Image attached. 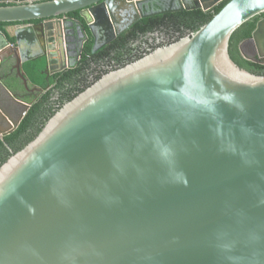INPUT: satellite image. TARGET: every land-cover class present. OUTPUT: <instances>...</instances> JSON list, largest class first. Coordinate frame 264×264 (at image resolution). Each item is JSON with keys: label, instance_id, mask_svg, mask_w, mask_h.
I'll use <instances>...</instances> for the list:
<instances>
[{"label": "water", "instance_id": "obj_1", "mask_svg": "<svg viewBox=\"0 0 264 264\" xmlns=\"http://www.w3.org/2000/svg\"><path fill=\"white\" fill-rule=\"evenodd\" d=\"M223 1L89 82L0 165V264H264V75L228 54L264 0H0V23L26 24L0 31V67L10 57L25 91L24 62L65 69L53 49L78 31L60 19L73 12L95 49L125 4L132 24ZM36 40L50 51L31 54ZM250 40L264 43V18ZM29 108L0 77V138Z\"/></svg>", "mask_w": 264, "mask_h": 264}, {"label": "trees", "instance_id": "obj_2", "mask_svg": "<svg viewBox=\"0 0 264 264\" xmlns=\"http://www.w3.org/2000/svg\"><path fill=\"white\" fill-rule=\"evenodd\" d=\"M227 1H223L209 11L202 10H190L176 12L167 15L166 21L162 23V20L157 22L160 26L161 33L165 35H173L181 33L182 31L196 32L200 27L209 22L212 17L226 4ZM1 6V5H0ZM264 16H256L249 21L241 25L230 37L228 43V54L230 59L239 68L246 70L256 75H264V65L253 63L243 57L240 52L239 45L244 40L250 39L251 35L256 27L257 22ZM77 18V16H75ZM146 27L148 23L143 22ZM5 23H0V30L3 29ZM148 28L146 27V30ZM12 41L11 39H9ZM92 46V40L90 39L85 46L86 55H90V49ZM5 70L2 69V73L9 72L8 65ZM46 60L43 57L26 61L22 64L21 71L27 81L29 89H36L32 94L25 91L19 78L15 76V72L10 75L9 79L3 84L6 88L18 99L30 105V108L18 128L8 136L0 138V165L4 163L11 154L21 150L29 141H31L40 131L45 122L67 101L72 99L75 94L71 92L76 91L77 82L76 77H79L80 69L66 70L62 73H58L54 76H48L45 73ZM8 77V76H7ZM40 90V91H37ZM38 117V118H37ZM35 118L37 121V128L33 136L26 142H21L22 136H24L34 123ZM18 142L19 145L15 148L14 143ZM12 149V151L10 150Z\"/></svg>", "mask_w": 264, "mask_h": 264}, {"label": "flooded vegetation", "instance_id": "obj_3", "mask_svg": "<svg viewBox=\"0 0 264 264\" xmlns=\"http://www.w3.org/2000/svg\"><path fill=\"white\" fill-rule=\"evenodd\" d=\"M126 5L129 4H125V6L122 7L123 11L120 12L121 17L119 16L120 21L117 29L119 34H115V37L111 41L108 40L109 42L106 41L107 38L98 40L95 49L93 47L94 40L91 37L90 32L84 25V22L80 17V12L77 11L62 16L60 19L64 20L66 24H74L78 21H80L81 24L79 25V27H77L78 31H76L74 35L68 36L65 34V36H63V39L61 40V43L57 41L56 44L55 42L56 49H53V51H56L58 56L57 59L59 61H66L67 67L62 71L48 76H54L66 70L80 69L79 77H76L78 89L71 92V94L79 93L89 84V82H93L101 75L108 73L110 70L118 66L136 60L144 53L153 50L157 45H159L162 39H164V37H166L167 35L161 33L160 26L156 24H158V20H160V22L162 20V23H164L166 21L165 17L170 14H166L164 16L140 18L130 24L135 19L134 17L136 16V13L134 14L135 10L132 7ZM75 16H77V18ZM263 18L264 16L261 19ZM144 21L148 23V25L146 26L148 28L147 30L144 26ZM38 23L39 22H33L32 26H36ZM25 25L26 24L15 23L5 24L3 25V28L7 26L9 29H11V31H16L17 29H20ZM0 31L4 33L3 29ZM54 38L57 37L54 35ZM90 39L92 40V46L90 49L91 54L88 56L85 52V46L88 44ZM11 40L12 41H10L8 38V41L10 43H13L14 40ZM36 44L37 47L35 50L33 48L31 49V54L42 55L45 52L48 53L50 51L46 48L48 44L41 43L39 40L36 42ZM239 46L241 47V53L243 54V57L245 59L262 66L264 65L261 62V59H264V43L256 44L254 41H249V39H247L240 43ZM11 61V58L7 57V63L10 66H12ZM57 65L58 67H60V62H58ZM4 68L5 70L7 69V67H0V77L2 79V82L7 81L10 75L13 73V71L9 70L10 74L7 77L6 74L2 73L1 71ZM29 90L30 91H28V93L30 92V94L36 91L35 89ZM37 118H35L34 123L27 131V133L22 136V139H20L21 142L24 143L33 136L34 132L36 131L35 129L37 128V124L39 123H37ZM18 145V142L14 143L15 148ZM10 150L12 151V149Z\"/></svg>", "mask_w": 264, "mask_h": 264}]
</instances>
